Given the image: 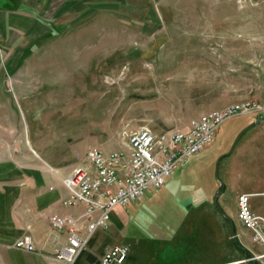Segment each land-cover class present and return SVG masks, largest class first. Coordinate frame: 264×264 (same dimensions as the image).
I'll return each instance as SVG.
<instances>
[{
    "label": "rangeland",
    "instance_id": "1",
    "mask_svg": "<svg viewBox=\"0 0 264 264\" xmlns=\"http://www.w3.org/2000/svg\"><path fill=\"white\" fill-rule=\"evenodd\" d=\"M26 1L30 11L18 13L24 21L0 18L2 200H29L43 186L52 194L56 178L85 165L90 147L119 150L135 130L184 129L239 102L264 108V0ZM262 118L264 109L223 122L207 151L179 166L164 195L149 192L151 200L120 211L121 223L98 232L87 254L98 259L125 245L133 253L126 264H175L173 246L161 244L187 216L184 200L175 199L208 178L219 183L218 158ZM248 149L264 176V121L220 164L221 207L235 224L237 195L251 192L236 170ZM189 169L196 176L184 175ZM252 200L263 209L262 197Z\"/></svg>",
    "mask_w": 264,
    "mask_h": 264
},
{
    "label": "built area",
    "instance_id": "2",
    "mask_svg": "<svg viewBox=\"0 0 264 264\" xmlns=\"http://www.w3.org/2000/svg\"><path fill=\"white\" fill-rule=\"evenodd\" d=\"M263 109L253 102H239L194 117L184 129L135 130L119 150L106 152L90 147L85 165L62 181L68 193L62 205L67 208L84 205L85 211L79 216L56 212L48 215L51 230L65 237L49 256V264H126L131 249L125 245L111 246L95 260H90L87 254L98 232L110 227L114 210L125 209L147 193L165 187L180 165L213 144L223 122L239 115L258 114ZM252 198L248 193L237 196V217L252 232L253 241L264 246V214L254 211ZM12 247L26 253L36 252L29 235L19 238ZM257 259L260 258L251 260Z\"/></svg>",
    "mask_w": 264,
    "mask_h": 264
},
{
    "label": "crops",
    "instance_id": "3",
    "mask_svg": "<svg viewBox=\"0 0 264 264\" xmlns=\"http://www.w3.org/2000/svg\"><path fill=\"white\" fill-rule=\"evenodd\" d=\"M28 11L30 9L26 0H0V18L6 16L12 21H24L27 17L18 13ZM250 149L242 152V156L247 153L248 156L246 160L236 165V170L241 178L246 180L251 192L240 191L239 194L248 193L253 195V198L259 196L264 199V184L262 183L264 176L262 170L259 171L261 167L254 165V158H258L253 155L255 150ZM185 174L196 176L194 169H189ZM63 179L60 177L55 179L52 194L47 193L43 186L40 191L33 192L29 200H2L3 195L6 194L0 193V264H49V256L64 242L65 237L51 230L48 215L56 212L61 215L79 216L85 211L84 205L75 208L62 205V200L68 196L62 183ZM257 183H261L260 186L263 187L258 188L260 186L254 185ZM169 184L154 191L152 196L164 195ZM218 186H220L218 182L215 183L208 178L203 185L193 186L183 198L175 199L184 200L181 212H185L187 216L182 219L181 223L178 222L177 230H174L170 236L162 238V240H167L161 241L163 246L164 242L173 246L171 255L176 260L175 264H255L251 259H264L262 257L264 255L263 244L253 241L252 232L240 224L237 216L235 217L236 224L233 217L228 216L234 224L235 239L250 257L248 258L243 250L237 247L236 240L231 234L232 228L229 220L216 209L212 202V196L215 191H218ZM202 189H208L209 194L202 196ZM222 196L223 194L218 199L221 206L225 203L222 201ZM142 200H151V196H145ZM199 200H202V203ZM202 204H204L203 210L197 209L198 206L202 207ZM251 204L257 214H264V207L260 208L255 200H251ZM120 211L123 209L118 208L112 213V227L121 223L118 219ZM26 235L33 238L36 252L26 253L12 247L19 238ZM131 254L133 257V253ZM27 260H32L33 263H27Z\"/></svg>",
    "mask_w": 264,
    "mask_h": 264
},
{
    "label": "water",
    "instance_id": "4",
    "mask_svg": "<svg viewBox=\"0 0 264 264\" xmlns=\"http://www.w3.org/2000/svg\"><path fill=\"white\" fill-rule=\"evenodd\" d=\"M262 121H264V118L261 119V121H258V122H253L252 124L248 125L246 128H244L240 133L239 135L237 136L231 150L227 153V154H224L222 156H220L217 160V164H216V178L217 180H219V183H220V186H219V189L217 191V193L215 194L214 198H213V204L214 206L216 207V209L224 216L227 218V220H229L230 222V225H231V228H232V237L233 239L236 238V234L234 232V224L232 222V220L228 217V215H226L224 209L221 207V205L219 204V198L220 196L223 194L224 190H225V184L223 183V181L219 178V168H220V164L222 162V160L227 157V156H230L232 155V153L235 151L239 141L241 140V138L244 136V134L249 131L250 129L254 128V127H257Z\"/></svg>",
    "mask_w": 264,
    "mask_h": 264
},
{
    "label": "trees",
    "instance_id": "5",
    "mask_svg": "<svg viewBox=\"0 0 264 264\" xmlns=\"http://www.w3.org/2000/svg\"><path fill=\"white\" fill-rule=\"evenodd\" d=\"M236 240V245H237V247H239L241 250H243V252L247 255V257L249 258L250 257V255H249V253H247L242 247H241V245L238 243V241H237V239H235ZM93 256H90V260L92 259L93 260Z\"/></svg>",
    "mask_w": 264,
    "mask_h": 264
}]
</instances>
